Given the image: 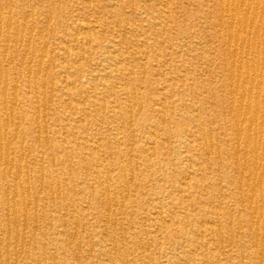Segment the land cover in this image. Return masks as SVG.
<instances>
[{
    "label": "rangeland",
    "instance_id": "374dc122",
    "mask_svg": "<svg viewBox=\"0 0 264 264\" xmlns=\"http://www.w3.org/2000/svg\"><path fill=\"white\" fill-rule=\"evenodd\" d=\"M262 31L264 0H0V264H264Z\"/></svg>",
    "mask_w": 264,
    "mask_h": 264
},
{
    "label": "bare ground",
    "instance_id": "6f19581e",
    "mask_svg": "<svg viewBox=\"0 0 264 264\" xmlns=\"http://www.w3.org/2000/svg\"><path fill=\"white\" fill-rule=\"evenodd\" d=\"M248 4H250V3H248ZM251 4H252V3H251ZM251 4H250V5H251ZM251 6H252V5H251ZM257 7H258V6H257ZM255 8H256V7H255ZM255 10H256V9H255ZM255 10H254V11H255ZM256 12H257V11H256ZM254 13H255V12H254ZM255 16H256V15H255ZM233 22H234V21H233ZM250 22H251V21H250ZM253 22H254V21H253ZM245 23H246V22H245ZM228 24H229V23H228ZM232 24H233V23H232ZM232 24H231V25H232ZM234 25H235V23H234ZM233 27H234V26H233ZM259 27H260V26H259ZM231 28H232V27H231ZM262 30H263V28H262ZM231 31H232V29H231ZM262 32H263V31H262ZM262 32H261V33H262ZM259 33H260V32H259ZM263 33H264V32H263ZM247 42H248V41H247ZM242 60H243V58H242ZM263 60H264V58H263ZM240 61H241V60H240ZM257 61H258V60H257ZM252 62H253V61H252ZM258 63H259V61H258ZM258 63H257V64H258ZM251 64H252V63H251ZM260 65H261V64H260ZM258 66H259V65H258ZM259 67H260V66H259ZM255 68H257V67H255ZM251 74H252V73H251ZM238 76H239V75H238ZM241 76H242V75H241ZM252 77H253V76H252ZM237 78H238V77H237ZM239 79H240V77H239ZM255 79H256V78H255ZM252 80H253V78H252ZM242 89H243V88H242ZM250 89H251V88H250ZM260 94H261V93H260ZM244 95H245V96H247V95L249 96V91H248V90H245V91L243 92V97H244ZM250 95H251V94H250ZM249 98H250V97H249ZM243 100H244V99H243ZM238 108H239V107H238ZM242 108H243V106H242ZM248 108H249V107H248ZM258 108H259V107H257V110L259 111ZM250 109H251V107H250ZM237 110H238V109H237ZM240 110H241V112H242L243 109L240 108ZM253 110H254V109H253ZM255 110H256V109H255ZM260 110H261V109H260ZM246 111H247V109H246ZM249 111H250V110H249ZM253 112H254V111H253ZM238 113H239V112H238ZM242 113H243V112H242ZM246 113H247V114H250V112H249V113L246 112ZM255 113H256V111H255ZM257 113H258V112H257ZM239 114H240V113H239ZM243 114H244V113H243ZM247 114H246V115H247ZM244 115H245V114H244ZM242 116H243V115H242ZM237 117L240 118V115H239V116L237 115ZM243 117H244V116H243ZM245 117L247 118L248 116H245ZM252 117H253V116H252ZM253 118L255 119L254 121H257L255 117H253ZM240 119H242V118H240ZM240 119H238V120L240 121ZM261 119H262V118H261ZM244 120H246V119H244ZM238 123H239V122H238ZM245 123H246V122H245ZM242 124H243V123H242ZM251 124H252V123H251ZM256 124H257V123H256ZM260 124H261V123H260ZM262 124H263V123H262ZM257 125H258V124H257ZM250 126H251V125H250ZM251 127H253V126H251ZM260 127H261V126H260ZM235 128H236V127H235ZM237 128H238V127H237ZM239 128H240V126H239ZM254 128H256V125H255ZM256 129H257V128H256ZM256 129H254V130L256 131ZM247 130H248V129H247ZM261 130H262V129H261ZM242 133H243V132H242ZM255 133H256V132H255ZM261 135H262V134H261ZM254 137H255V135H254ZM254 137H253V138H254ZM248 140H249V139H247V141H248ZM250 142H251V141H250ZM252 143L255 144V141H253ZM252 143H249V144H252ZM254 144H253V145H254ZM247 145H248V144H247ZM256 146H257V145H255V147H256ZM248 147H249V146H248ZM250 147H251V145H250ZM255 147L253 148L254 151H255ZM257 148H258V147H257ZM259 148H260V146H259ZM259 148H258V149H259ZM248 149H249V148H248ZM249 150H250V149H249ZM238 151H239V150H238ZM250 151H251V150H250ZM258 151H259V150H258ZM243 152H244V151H243ZM237 153H238V152H237ZM258 153H259V152H258ZM245 154H246V153H245ZM256 155H257V154H256ZM251 157H252V156H251ZM0 159H1V158H0ZM258 159H259V158H258ZM263 159H264V158H263ZM255 163H256V162H255ZM259 164H260V162H259ZM259 166H261V165H259ZM253 170H254V169H253ZM255 172H256V170H255ZM255 172H254V174H255ZM15 175H17V174H15ZM252 175H253V174H252ZM254 176H255V175H254ZM16 177H17V176H16ZM250 178H251V177H250ZM255 178H257V177H255ZM247 179H248V178H247ZM252 179H253V178H252ZM251 182H252V181H251ZM258 182H259V181H258ZM252 183H253V182H252ZM253 184H254V183H253ZM258 187H260V185H259ZM254 189H255V188H254ZM258 189H259V188H258ZM257 192H258V190H257ZM251 193H252V192H251ZM253 193H254V191H253ZM253 193H252V194H253ZM14 198H15V197H14ZM6 199H7V198H6ZM11 199H12V198H11ZM6 201H7V200H6ZM7 202H8V201H7ZM260 203H261V202H260ZM255 205H256V204H255ZM256 208H257V207H256ZM259 210H261V211L264 210V203H263V204H260ZM253 211H255V210H253ZM15 212H16V211H15ZM255 213H256V212H255ZM256 214H257V213H256ZM259 214H260V213H259ZM259 218H260V217H259ZM257 220H258V219H257ZM257 220H256V221H257ZM259 221H260V220H259ZM259 221H258L257 223H255V225H256V224H257L258 226L261 225V222H259ZM262 222H263V221H262ZM16 223H17V222H16ZM16 223H15V224H16ZM263 224H264V223H263ZM257 225H256V226H257ZM15 226H16V225H15ZM252 226H254V225H252ZM256 226H255V227H256ZM262 228H264V227H262ZM263 230H264V229H263ZM263 232H264V231H263ZM263 232H262V233H263ZM262 237H264V236H262ZM262 240H263V238H262ZM230 241H231V240H230ZM232 242H233V241H232ZM231 245H232V244H231ZM261 246H262V245H261ZM263 250H264V249H263ZM262 253H263V252H262ZM260 254H261V253H260ZM260 256H261V255H260Z\"/></svg>",
    "mask_w": 264,
    "mask_h": 264
}]
</instances>
